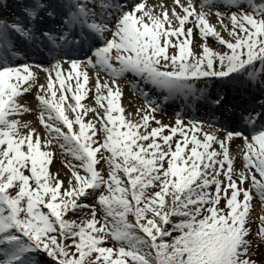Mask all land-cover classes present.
Instances as JSON below:
<instances>
[{"label":"snow or ice","instance_id":"6c2138e0","mask_svg":"<svg viewBox=\"0 0 264 264\" xmlns=\"http://www.w3.org/2000/svg\"><path fill=\"white\" fill-rule=\"evenodd\" d=\"M0 264H264V0H0Z\"/></svg>","mask_w":264,"mask_h":264},{"label":"rangeland","instance_id":"374dc122","mask_svg":"<svg viewBox=\"0 0 264 264\" xmlns=\"http://www.w3.org/2000/svg\"><path fill=\"white\" fill-rule=\"evenodd\" d=\"M213 46H214V47H217L218 45L213 44ZM129 77L131 78V76H129ZM124 97H125V100H126V101L129 100V97H130V89H129V87H128L127 84H125V86H124ZM124 97H123V98H124ZM85 101H87V102H92V101H90L88 98H85ZM82 102H83V101H82ZM128 102H129V106H130V108H132V107H134V105L140 103V98H139V97H135V98L129 100ZM164 119H167V117H164ZM52 167H53V168H56V167H62L61 161H60L59 159H57L55 162H53ZM261 210H262V209H261L260 206L257 204V205H256V212L259 213ZM78 215H79V214H78ZM260 255H261V250L258 249L257 252H256V256H257L258 259L260 258Z\"/></svg>","mask_w":264,"mask_h":264},{"label":"bare ground","instance_id":"6f19581e","mask_svg":"<svg viewBox=\"0 0 264 264\" xmlns=\"http://www.w3.org/2000/svg\"><path fill=\"white\" fill-rule=\"evenodd\" d=\"M27 97H30L31 99H32V97H31V94H29ZM27 97H25V99H27L28 101H29V99L27 98ZM129 100H125V97L123 98V100H122V102L125 104V106L126 107H128V108H130V106H129V102H128ZM30 104L32 103V101H30L29 102ZM26 119H29L30 117H25Z\"/></svg>","mask_w":264,"mask_h":264}]
</instances>
